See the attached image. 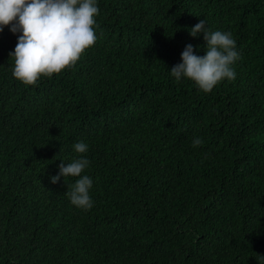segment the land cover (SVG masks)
Segmentation results:
<instances>
[{"label":"trees","instance_id":"obj_1","mask_svg":"<svg viewBox=\"0 0 264 264\" xmlns=\"http://www.w3.org/2000/svg\"><path fill=\"white\" fill-rule=\"evenodd\" d=\"M74 66L25 85L0 33V264H258L264 254V0H98ZM205 19L231 31L235 80L170 69ZM194 137L203 144L193 147ZM89 144L94 206L52 183ZM66 163V162H65Z\"/></svg>","mask_w":264,"mask_h":264},{"label":"clouds","instance_id":"obj_2","mask_svg":"<svg viewBox=\"0 0 264 264\" xmlns=\"http://www.w3.org/2000/svg\"><path fill=\"white\" fill-rule=\"evenodd\" d=\"M99 13L98 0H0V33L9 26L13 34H18L17 44L9 53L14 60L13 77L25 85H34L42 76L51 77L74 66L98 39ZM189 33L192 37L203 33L205 54H197L198 46L188 43L181 52V62L170 69V75L177 82L192 81L203 92H210L223 80H235V65L241 53L233 33L211 30L205 19L191 27ZM203 142L201 137H194L192 145ZM73 150L81 155L70 161L61 159L59 171L50 180L57 183L63 177L66 182L67 177H76L65 195L73 206L87 211L94 206V180L84 171L90 166V160L83 155L89 151V144L80 140L74 143ZM256 260L264 264V254Z\"/></svg>","mask_w":264,"mask_h":264}]
</instances>
